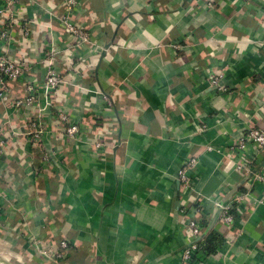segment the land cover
I'll list each match as a JSON object with an SVG mask.
<instances>
[{"label": "crops", "instance_id": "1", "mask_svg": "<svg viewBox=\"0 0 264 264\" xmlns=\"http://www.w3.org/2000/svg\"><path fill=\"white\" fill-rule=\"evenodd\" d=\"M81 1L75 17L92 47L67 49L57 0L14 2L11 43L0 39V51L29 61L28 79L39 86L48 48L58 49L55 105L80 126L67 141L47 119L41 146L33 144L30 109L15 105L27 77L7 82L0 264H182L177 207L191 190L178 170L193 154L190 194L204 198L208 231L223 239L191 264H264V183L253 178L264 150L247 175L228 148L246 129L264 127V0H217L212 9L199 0ZM216 70L224 91L208 84ZM215 197H237L231 223L219 222ZM61 239L70 241L66 251Z\"/></svg>", "mask_w": 264, "mask_h": 264}, {"label": "built area", "instance_id": "2", "mask_svg": "<svg viewBox=\"0 0 264 264\" xmlns=\"http://www.w3.org/2000/svg\"><path fill=\"white\" fill-rule=\"evenodd\" d=\"M17 0H0V15L8 12L9 18L0 24V39L5 45H10L9 34L12 32L14 19L12 18L11 7ZM33 2V0H28ZM61 5L62 13L58 17V23L65 36L64 43L67 49H79L80 47H92L91 37L89 32L76 20V13L79 9L83 8L81 0H57ZM201 4L208 9L214 8L217 0H199ZM246 1V0H245ZM8 17V16H7ZM29 25H25L23 36L29 37ZM177 47V45H175ZM58 49L54 45H50L46 52L45 63L47 68L44 73L43 81L40 86L34 83L30 78L28 79L27 73L29 71V61L21 58H12L5 52L0 51V99L6 98V84L9 80H18L22 78L25 87L23 97L15 100V105L28 112L27 120V136L33 144L40 145L43 141L44 133L48 131L49 125L47 119L53 120L57 124L58 132L61 133L62 139L69 141L77 140L80 126L78 121H73L70 113L62 106L55 105L54 93L56 88L62 83L61 71L57 67V53ZM223 70H216L209 73L207 81L210 86L219 91H224L226 86L221 82L223 77ZM5 138L0 137V163L5 153ZM92 147L97 150L98 155H103L104 144L101 138H95ZM229 154L235 155L240 153L237 160L234 162V169L246 173L252 168L254 156L260 151L264 150V127H251L246 129L241 135L237 136L229 144ZM211 146H207L206 150H211ZM253 155V156H252ZM49 153L44 154V160L47 161ZM197 155H191L186 159L178 170V177L181 182L182 188L186 191L193 190L196 177L192 175L197 165ZM253 178L257 181L264 183V164L262 170ZM252 180V179H251ZM4 184L0 178V199L6 196L4 191ZM190 192V193H191ZM186 199L182 200L178 209V218L182 228L183 238L185 240L184 247L180 253V260L182 264H191L196 252L199 249L200 243L203 241L202 234L204 233L207 225V216L205 213L204 198L199 194H190ZM221 193V192H220ZM221 195V194H219ZM214 198V197H210ZM218 198V197H215ZM237 198V197H236ZM227 201L221 204L219 198L214 199L215 207L220 206L218 220L220 223L229 224L234 218L233 210H235L234 202L237 200ZM1 210V204H0ZM70 241L61 239L60 248L67 250ZM38 248V247H37ZM44 254L54 257L51 251H45L38 248ZM61 252V251H60ZM62 256V253H59Z\"/></svg>", "mask_w": 264, "mask_h": 264}, {"label": "trees", "instance_id": "3", "mask_svg": "<svg viewBox=\"0 0 264 264\" xmlns=\"http://www.w3.org/2000/svg\"><path fill=\"white\" fill-rule=\"evenodd\" d=\"M205 223L207 224V221ZM222 239L223 238L218 231L214 229L209 230L204 236L202 243H200L199 249L196 252L194 260H199L200 258L202 259L204 256L213 253L218 247V245H220Z\"/></svg>", "mask_w": 264, "mask_h": 264}, {"label": "water", "instance_id": "4", "mask_svg": "<svg viewBox=\"0 0 264 264\" xmlns=\"http://www.w3.org/2000/svg\"><path fill=\"white\" fill-rule=\"evenodd\" d=\"M108 46H109V43H107L105 46H104V49L101 51V54H100V58H102L103 56H105V50L108 48ZM98 67V66H97ZM253 173H251L250 174V176L252 175ZM227 201L225 200V199H223L222 201H221V204H224V203H226ZM178 209H179V206L177 207V213H178ZM219 211H220V206L219 205H216V207H215V213H219ZM178 215V214H177ZM211 225H212V222L206 227V229H205V231H204V233L202 234V236L204 237L205 236V234H206V232L208 231V229L211 227Z\"/></svg>", "mask_w": 264, "mask_h": 264}]
</instances>
